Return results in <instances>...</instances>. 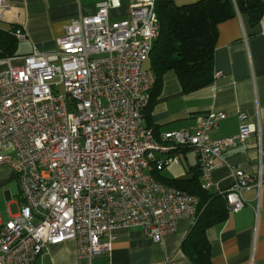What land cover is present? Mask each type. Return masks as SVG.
<instances>
[{
    "label": "built area",
    "instance_id": "2783aa9c",
    "mask_svg": "<svg viewBox=\"0 0 264 264\" xmlns=\"http://www.w3.org/2000/svg\"><path fill=\"white\" fill-rule=\"evenodd\" d=\"M156 2L132 0L126 18L113 21L111 12L122 4L104 0L65 27L55 51L2 59L0 166L16 173L23 206L0 224V264H36L49 247L67 241L76 243L79 258L109 254L119 228L138 227L161 243L182 220L196 223L199 199L159 182L151 167L162 170L178 161L172 151L191 149L209 191L215 170L226 163L224 152L252 135L261 141L245 113L239 133L223 138L210 136L223 112L202 116L194 131L159 138L145 126L156 81L147 67L160 33ZM7 8L0 0V21ZM10 34L27 39L21 27ZM231 176L227 208L237 213L246 207L244 191H260L264 179L238 167Z\"/></svg>",
    "mask_w": 264,
    "mask_h": 264
},
{
    "label": "crops",
    "instance_id": "0c3cea01",
    "mask_svg": "<svg viewBox=\"0 0 264 264\" xmlns=\"http://www.w3.org/2000/svg\"><path fill=\"white\" fill-rule=\"evenodd\" d=\"M102 1L6 0L8 8L0 21V32L17 27L25 30L27 39L18 42L17 57L34 50L51 53L56 50V41L64 35L65 27L81 15L94 13ZM131 1L120 0L121 8L111 12L113 21L126 18ZM174 1L185 5L200 0ZM14 64L20 65L21 61ZM213 68L214 73L221 75L214 77L210 86L190 93L183 91L173 72H168L147 125L159 138L170 131H194L202 116L223 112L226 118L210 132L211 138H223L239 133V116L245 113L246 123L261 130V141L252 135L244 146L224 152L226 163L215 170L210 190L222 193L233 186L231 167H238L254 178L260 172L264 179V15L256 25L241 14L219 24ZM10 154L17 161L16 154L12 151ZM170 156H178V161L159 171L162 178L190 179L197 173V158L191 149L175 150ZM243 198L245 208L230 212L226 220L207 231L213 264H264V182L260 191L255 187L245 190ZM22 206L16 173L9 165L0 166V224L19 214ZM193 226L191 220H182L176 231L165 236L161 243L146 237L138 227L119 228L113 232L109 254L79 258L76 243L67 241L49 247L36 264H192L184 245Z\"/></svg>",
    "mask_w": 264,
    "mask_h": 264
},
{
    "label": "trees",
    "instance_id": "16d2710c",
    "mask_svg": "<svg viewBox=\"0 0 264 264\" xmlns=\"http://www.w3.org/2000/svg\"><path fill=\"white\" fill-rule=\"evenodd\" d=\"M156 12L160 33L153 43L148 61V68L154 73L156 81L149 105L143 111L144 124L149 129L150 110L164 76L173 72L186 93L210 86L214 81L213 58L219 24L235 18L237 14L245 15L253 25L258 24L264 15V0H200L185 5H178L174 0H157ZM11 31L0 32V59L17 57L18 42L11 36ZM196 169L197 173L190 179L162 178L159 175L161 170L155 167L149 173L159 182L199 199L197 220L184 249L192 264H213L207 231L226 220L230 212L226 193L204 190L198 165Z\"/></svg>",
    "mask_w": 264,
    "mask_h": 264
}]
</instances>
